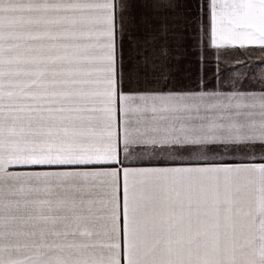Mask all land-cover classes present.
<instances>
[{
  "label": "snow or ice",
  "instance_id": "1",
  "mask_svg": "<svg viewBox=\"0 0 264 264\" xmlns=\"http://www.w3.org/2000/svg\"><path fill=\"white\" fill-rule=\"evenodd\" d=\"M147 6L264 48V0ZM131 7L0 0V264H264V72L132 87Z\"/></svg>",
  "mask_w": 264,
  "mask_h": 264
},
{
  "label": "crops",
  "instance_id": "2",
  "mask_svg": "<svg viewBox=\"0 0 264 264\" xmlns=\"http://www.w3.org/2000/svg\"><path fill=\"white\" fill-rule=\"evenodd\" d=\"M128 35L123 42L130 86L184 87L201 90H225L239 79L243 86L255 81L264 72V48L258 46H225L205 51L198 35L201 25L194 13L180 8H151L149 0H130ZM167 4L169 0H157ZM181 4L185 0H179ZM189 19H185V16ZM167 24L164 33L162 26ZM206 57V58H205ZM241 72L244 75H241ZM258 92V88H253ZM14 171H27L15 167Z\"/></svg>",
  "mask_w": 264,
  "mask_h": 264
}]
</instances>
